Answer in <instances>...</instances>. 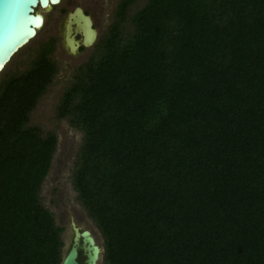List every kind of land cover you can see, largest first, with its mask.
Segmentation results:
<instances>
[{"label": "trees", "instance_id": "16d2710c", "mask_svg": "<svg viewBox=\"0 0 264 264\" xmlns=\"http://www.w3.org/2000/svg\"><path fill=\"white\" fill-rule=\"evenodd\" d=\"M134 1L56 109L82 133L71 186L103 264H264V0H143L128 17ZM54 41L0 81V264L61 259L38 197L56 138L27 125Z\"/></svg>", "mask_w": 264, "mask_h": 264}, {"label": "rangeland", "instance_id": "374dc122", "mask_svg": "<svg viewBox=\"0 0 264 264\" xmlns=\"http://www.w3.org/2000/svg\"><path fill=\"white\" fill-rule=\"evenodd\" d=\"M120 0H61L43 12V23L35 36L21 47L0 71V81L12 74L24 72L34 59L39 44L54 39L50 60L55 72L50 84L39 97L28 115V126L38 128L42 135L53 134L56 138L55 151L51 157L49 169L43 179L38 197L43 208L53 217L54 225L62 227L59 235L62 243L59 257L65 253L70 243L68 218L80 228L89 231L101 253L96 264H103L102 239L93 221L87 216L71 186V175L77 163V156L82 144V133L70 127L66 120L58 119L56 109L63 90L71 83L72 77L83 64L96 58L99 42L113 22L114 11ZM143 0H135L127 8V16L138 10ZM74 7H81L91 18L95 30V40L88 47H80L75 54H70L63 44V25L66 15ZM38 11V10H36ZM128 20L123 23L122 35L130 33ZM82 258H80L81 260Z\"/></svg>", "mask_w": 264, "mask_h": 264}, {"label": "water", "instance_id": "95a60500", "mask_svg": "<svg viewBox=\"0 0 264 264\" xmlns=\"http://www.w3.org/2000/svg\"><path fill=\"white\" fill-rule=\"evenodd\" d=\"M60 1L53 3V0H0V64L3 67L41 27V15L36 9L47 11ZM95 34L91 18L81 7H74L66 15L62 37L63 44L70 54H75L78 47L90 46L95 40ZM75 36L79 38L75 39ZM68 225L71 240L59 264H78L77 251H81L84 256L83 264H96L101 250L89 231L78 227L72 219H69Z\"/></svg>", "mask_w": 264, "mask_h": 264}, {"label": "flooded vegetation", "instance_id": "af4514ba", "mask_svg": "<svg viewBox=\"0 0 264 264\" xmlns=\"http://www.w3.org/2000/svg\"><path fill=\"white\" fill-rule=\"evenodd\" d=\"M84 12V11H83ZM85 13V12H84ZM86 14V13H85ZM79 37L78 36H75V39H78ZM78 48H80V47H78ZM77 52V51H76ZM69 219H72L71 217H69L68 218V221H69ZM77 225V224H76ZM69 226V225H68ZM78 226V225H77ZM79 227V226H78ZM69 232H70V230H69ZM70 234H71V232H70ZM70 240H71V237H70ZM70 244V243H69ZM69 246V245H68ZM80 258H82L81 260H80ZM76 261H77V263L78 264H83V261H84V256H83V254L81 253V251H77V257H76Z\"/></svg>", "mask_w": 264, "mask_h": 264}, {"label": "bare ground", "instance_id": "6f19581e", "mask_svg": "<svg viewBox=\"0 0 264 264\" xmlns=\"http://www.w3.org/2000/svg\"><path fill=\"white\" fill-rule=\"evenodd\" d=\"M49 8H50V7H49ZM36 10H38V11H36V12L40 13V15H41V19H42V21H41V25H42V23H43V12H44L45 10H43V9H39V8H37Z\"/></svg>", "mask_w": 264, "mask_h": 264}, {"label": "snow or ice", "instance_id": "6c2138e0", "mask_svg": "<svg viewBox=\"0 0 264 264\" xmlns=\"http://www.w3.org/2000/svg\"><path fill=\"white\" fill-rule=\"evenodd\" d=\"M56 2H58V0H53V3H56ZM2 67H3V65L0 64V68H2Z\"/></svg>", "mask_w": 264, "mask_h": 264}]
</instances>
